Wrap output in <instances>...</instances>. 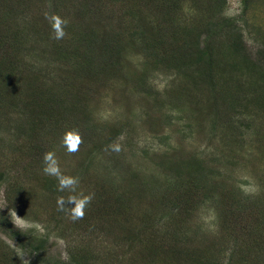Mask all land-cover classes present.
I'll list each match as a JSON object with an SVG mask.
<instances>
[{"label":"rangeland","instance_id":"1","mask_svg":"<svg viewBox=\"0 0 264 264\" xmlns=\"http://www.w3.org/2000/svg\"><path fill=\"white\" fill-rule=\"evenodd\" d=\"M40 1L24 0L30 3L28 14L17 21L9 15L0 28L6 37L27 21L48 30L25 29L17 35L19 50L0 48V58L20 61L9 63L18 81L10 85L0 78V218L28 232L23 236L28 250L37 243L33 237L44 239L41 262H69L76 251L72 256L93 264H264V108L241 100L238 110H219L208 91L197 88L196 71L168 68L149 52H161L163 25L185 27L183 33L174 28L182 41L192 29L225 19L240 30L252 61L264 67V0H251L247 7L242 0H220L221 9L218 0H179L174 20L165 17L163 0H90L85 11L118 41L120 54L113 59L119 64L104 77L70 71V65L51 59L58 42L52 14L67 21L75 15L71 8L54 10L51 0ZM243 72H223L241 99L257 92L260 80ZM50 96L69 111L63 107L64 121L41 128ZM75 117H87L88 123ZM31 120L41 134L29 137ZM77 132L82 142L71 152L67 145ZM48 153L60 175L78 181L74 187L61 191L58 177L45 172ZM194 158L205 163L207 190L201 187L188 214L168 209L156 189ZM180 177L187 181L184 172ZM81 194L92 200L78 225L69 199ZM115 197L124 208L111 212ZM17 247L0 231V264H34L35 257Z\"/></svg>","mask_w":264,"mask_h":264},{"label":"trees","instance_id":"2","mask_svg":"<svg viewBox=\"0 0 264 264\" xmlns=\"http://www.w3.org/2000/svg\"><path fill=\"white\" fill-rule=\"evenodd\" d=\"M89 1L90 0H78L77 2L76 0H64L59 5H56L54 0L50 1L54 10H57L60 7L65 9L71 8L75 15V20L68 21L67 27L65 28L70 30L68 35H66L63 39H59L58 42L53 45V49H51L50 52L52 57L51 59L53 61H63V63L70 65V71L73 69L74 72L84 73L87 76L93 71L98 76L104 77L108 74V72L116 70V67L119 64L113 59L114 55L120 54L119 51L116 52L115 49L118 41L116 37H107L106 29L99 23H96V15L94 16L93 14H88V11H85V7L91 8ZM107 1H105V4ZM126 1L129 0H123V2ZM148 1L157 2L160 0ZM163 1L165 6L167 5V9L164 12L165 17L167 14L171 16L172 20L173 16L178 14L179 0ZM242 1L245 7H247L251 2V0ZM67 2L70 6L67 5ZM223 3V1L218 0L217 4L220 5V9L221 6H223ZM29 4L25 5L24 0H0V28H2V25H5L6 22H9V15L12 16V21H17L20 15L24 18L28 14L29 9H31ZM40 4H43V0L40 1ZM89 11H91V9H89ZM54 15H58L63 18V15L58 12H54L52 17ZM223 20L224 23L219 25ZM223 20L220 22L210 20L202 26H199L198 30L188 29V31L191 30L193 33H189V37H184L181 39L182 41H180L179 34L174 33V28L175 30L183 28L180 30L181 33H183L186 31L185 27H179L178 25L174 27L173 25H169L167 30L165 29L167 28L166 25H163V31L166 30V33H161L162 37L160 38L158 44V47L161 48V52L150 49L152 46H149L147 49H150L149 52L152 54L154 60L156 59V62L159 61L168 68L180 70L183 67H188L190 71H196L197 77H194L193 81L198 82L197 84H199V87L197 88L207 90L209 94L208 99L212 101L210 104H214V106L219 110L224 109L227 111L226 108L228 110H238L236 107L241 106V100H246L247 102H252L254 104L258 103V106L264 108V67L258 64L256 60L252 61L250 56L247 54L246 46L244 45V38L240 33V30L236 26L231 27L230 21L225 19ZM36 23H38V21H36ZM54 23L55 21L52 19L50 22L52 29ZM22 24L23 23H18V26L13 28L11 30L12 33H10V35L8 34L9 36L7 37L5 36V33L0 31V48L4 46L7 48L10 45L13 46L14 50H19L17 49L19 44L17 35L25 29L33 28L34 31L41 34H46L48 31L44 29L43 23L42 27H39L40 31L35 27V22L27 21L24 25ZM96 28L105 32L106 36L99 33ZM10 36L11 38L13 37V39L8 38ZM177 41H180V43ZM201 42L202 45L200 44ZM106 53L108 55H106ZM3 55L6 54L4 53ZM9 63L20 64V61H11V59L4 60L2 57L0 58L1 81L2 83H10L11 85L13 79H16L17 77V72ZM237 68H244L243 74H247L248 76L256 75L258 76L257 79H260L259 82H256L255 84L257 87L256 89H258L256 90L257 92L248 93L245 99L239 98L233 92V89H231L233 85L228 88V85H230L232 80L229 81V78L225 79L223 76V72L228 74ZM64 72L65 70L61 71V74ZM8 73H10V75H7ZM186 74L189 75L190 73L186 72ZM72 78L75 77L73 76ZM221 78L223 79L221 80ZM16 80L18 81V79ZM248 88L249 86L243 88L240 94L243 93V95H245ZM50 98H52L51 101H46L45 103V106L50 108L48 109L50 112H44L40 116L44 117L41 128H46L50 121L60 123L64 121L67 116L60 114V109L64 107L61 104V100L59 98L55 99L51 96ZM41 101L45 102L44 99H41ZM220 104H224V106L220 108L218 106ZM66 109L67 108L64 110L69 111ZM54 112H57L58 115L55 116ZM243 113L244 112L241 111V114ZM74 120L79 123L82 122V120H85L82 123H88L87 117L80 120H77L75 117ZM31 124L32 125L28 128L31 134L29 137H32L36 132L41 134L40 131H35L36 121L31 120ZM37 148H41V145H38ZM204 164L205 163L198 158H194L192 161L186 160L185 164L183 163L184 167L176 171L177 175L174 180H168L164 184L159 185L156 189L155 194L159 196V200L163 204L167 203L168 209H174L177 207L179 212L188 214L194 201H196L192 199H194V197L199 199L200 196L198 195H201V187L207 190V186H204V183L208 180V177H206L205 174L206 166ZM184 168L185 171L183 170ZM183 172L187 177V181H184L180 177V173L183 174ZM3 176L4 173L0 172V183L4 180ZM140 189L143 190L142 187ZM205 195H207V193ZM96 200L102 202L99 195L96 196ZM113 202L111 212L117 211L121 207L124 208V205L119 198L115 197ZM82 218L73 220L79 225L82 222L80 220ZM262 221H264V216H262ZM0 231L10 238H13L17 242V248L19 250L34 256L35 258L32 260L34 264H93L89 261L86 263L85 260H81L77 253L75 256H72L76 251H71L70 254L72 260H69V262H60L57 259H48L46 262H41L39 256L42 252L41 250L43 249V243L41 241L44 239L33 237L32 239L37 243H31L30 249L28 250V246L26 245L27 243L25 242V239H23V236L28 235V232L23 233V231L19 230V228L13 226L6 217H4V219L0 218ZM12 251L15 254L18 252L15 249ZM179 251L180 250H178V252ZM190 256L193 258L192 261H195L194 254H191Z\"/></svg>","mask_w":264,"mask_h":264},{"label":"clouds","instance_id":"3","mask_svg":"<svg viewBox=\"0 0 264 264\" xmlns=\"http://www.w3.org/2000/svg\"><path fill=\"white\" fill-rule=\"evenodd\" d=\"M52 19L55 21L53 25L54 38L63 39L66 35L65 28L67 27L68 21L61 18L58 15H54ZM82 142L81 135L77 132L73 135L72 142L67 145L68 150L74 152L78 149L79 144ZM46 162H51L48 167L45 168V172L50 175H56L59 179L60 190L63 191L65 188L74 187L78 181L75 178L64 177L60 175L58 167L55 166L53 160V154L48 153L45 156ZM92 200V195H80L79 197H71L69 203L73 205L72 208V217L73 219L82 218L85 214V207L90 204ZM59 204H63V199L58 201Z\"/></svg>","mask_w":264,"mask_h":264}]
</instances>
